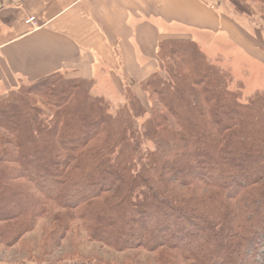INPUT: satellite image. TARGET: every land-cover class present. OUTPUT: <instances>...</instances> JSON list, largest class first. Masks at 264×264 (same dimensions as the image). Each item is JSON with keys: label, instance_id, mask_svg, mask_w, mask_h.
Segmentation results:
<instances>
[{"label": "trees", "instance_id": "16d2710c", "mask_svg": "<svg viewBox=\"0 0 264 264\" xmlns=\"http://www.w3.org/2000/svg\"><path fill=\"white\" fill-rule=\"evenodd\" d=\"M157 57L149 111L127 89L111 112L92 81L61 73L0 100V246L50 218L57 246L78 222L149 264H264V92L244 94L189 40Z\"/></svg>", "mask_w": 264, "mask_h": 264}, {"label": "crops", "instance_id": "0c3cea01", "mask_svg": "<svg viewBox=\"0 0 264 264\" xmlns=\"http://www.w3.org/2000/svg\"><path fill=\"white\" fill-rule=\"evenodd\" d=\"M217 1L0 0V100L61 73L92 81L91 94L115 106L127 89L143 104L142 83L159 70V44L177 39L264 92V32ZM30 17L38 28L26 24Z\"/></svg>", "mask_w": 264, "mask_h": 264}, {"label": "rangeland", "instance_id": "374dc122", "mask_svg": "<svg viewBox=\"0 0 264 264\" xmlns=\"http://www.w3.org/2000/svg\"><path fill=\"white\" fill-rule=\"evenodd\" d=\"M240 2L243 0H218L216 4L226 12L234 14L238 20L251 29L260 28L264 32V7H252L253 10H247ZM249 92L252 90H248L244 85L243 93ZM107 103L111 112L119 107L110 102ZM142 105L149 111L151 102L147 94ZM50 228L51 219H42L32 232L24 235L15 245L0 246V264H67L83 261H101L109 264H149L153 260V255L144 251L116 252L99 243L89 242L78 222L73 224L70 232L57 246V238L50 236Z\"/></svg>", "mask_w": 264, "mask_h": 264}, {"label": "built area", "instance_id": "2783aa9c", "mask_svg": "<svg viewBox=\"0 0 264 264\" xmlns=\"http://www.w3.org/2000/svg\"><path fill=\"white\" fill-rule=\"evenodd\" d=\"M26 24H28L32 29L38 28L37 20L34 17H30L26 20Z\"/></svg>", "mask_w": 264, "mask_h": 264}]
</instances>
